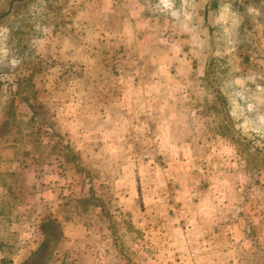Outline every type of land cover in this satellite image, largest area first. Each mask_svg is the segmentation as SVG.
Masks as SVG:
<instances>
[{"label": "rangeland", "instance_id": "obj_1", "mask_svg": "<svg viewBox=\"0 0 264 264\" xmlns=\"http://www.w3.org/2000/svg\"><path fill=\"white\" fill-rule=\"evenodd\" d=\"M104 1L0 0V264H83V249L53 255L62 240L102 252L100 264H146L137 254L150 240L133 205L151 167L165 163L158 152L208 153L218 139L225 146L216 152L239 154L242 171L224 172L225 214L235 209L246 233L225 240L227 255L214 247L203 260L264 264V0H114L115 20L138 9L155 22L144 57L176 56L163 63L172 91L182 87L189 99L176 118L142 105L126 111L109 102L115 96L105 103L106 72L121 74L120 93L137 85L122 78L126 33L105 26ZM152 64L128 65L149 73ZM100 105L114 108L99 113ZM84 227L103 232L101 240L61 237Z\"/></svg>", "mask_w": 264, "mask_h": 264}, {"label": "crops", "instance_id": "obj_2", "mask_svg": "<svg viewBox=\"0 0 264 264\" xmlns=\"http://www.w3.org/2000/svg\"><path fill=\"white\" fill-rule=\"evenodd\" d=\"M104 3L106 6L104 15L105 26L116 23V26H119V29L117 30L116 28V30L118 33H122L121 38L126 33L124 39L121 40L122 44L128 45V47H123L121 54L123 56L120 55L121 58L118 60L121 63L120 66L123 67V69L121 68L122 78L123 80L127 78L129 84L133 82L137 85L133 86V89L127 88V91L124 88L120 93L117 89L119 87L122 90V88L117 85V82L121 80V74L111 75L106 72L104 78L106 81H110L113 87L104 88L105 103H107V96L111 98L115 96L110 99L114 102H109L117 104L115 106L118 108H126V111H135L136 109L142 111L144 109L156 110V107L161 111L174 113L176 118V113L180 111L181 107H188L187 103L189 100L182 87H177V89L172 91V81L170 80L173 74L170 71L165 75L169 74V77L164 78L163 69L166 67L163 63L168 65L170 60L174 61L176 59V56L158 52H150L148 57L143 56L146 52L142 48L144 45L147 46L145 33L156 30L155 22L140 16L138 9L134 14H129L125 9H121L122 16L115 20L118 13L113 10L114 0H105ZM81 26L84 30L89 31L88 25L82 23ZM106 29L111 33L115 32L113 27ZM115 44L119 43H111L112 46ZM89 49L91 50V48ZM142 63H153L152 72L138 73L137 71L133 70L132 72L129 70L128 64L141 66ZM162 78H164V81ZM144 79L145 81H143ZM116 85L118 87H115ZM138 85H140V88ZM163 96L162 101L161 98ZM170 96L176 97L177 100H172ZM131 104L133 106H146L147 109L145 107L129 109ZM109 108L111 110L114 106ZM109 108L107 105L105 107L100 105L95 110L100 113L102 111H110ZM175 118L167 119L166 126L171 128L175 126ZM170 136L172 137L173 135H167L166 138H170ZM218 140L217 146L215 148L211 147V151L209 150L208 153L202 152L203 146L196 148L195 146H188V149L191 150H188L187 153H179L172 150L158 152L165 163H156L154 167H151L148 185L145 184L143 189H138L141 200L137 206L133 205V212L137 214L136 224L140 226L143 240H150L147 245L146 243L144 244L145 247L137 254L139 259H141V256L148 255L146 264H185V260L189 261V264H194L195 262L197 264H206L203 259H209L213 255L214 247H216L217 252L222 257L227 255L229 249L224 243L225 240L234 242L245 240L246 227L241 226V217L237 215L235 207H233V216L231 213L225 214L227 206V201L225 200L229 195L227 185H231V183L226 180L224 172L227 167L234 169L233 173L236 170L242 171L239 154L237 156L236 152H230L229 155L223 151L216 152L217 149H224L225 146V144H222L224 142L220 139ZM202 160L205 162H201ZM202 163L205 164L201 165ZM139 172L140 169L138 170ZM140 181L142 182V179ZM251 213L254 214L255 211ZM252 218L254 216L251 214L249 218L251 225L254 223ZM243 225L245 226V224ZM78 232L85 233V236L89 235L95 244L101 240L104 234L98 231H93L92 233L88 231L87 234L84 227L83 231L80 230L74 233L64 231L61 237L63 236V239L66 238L70 241L71 236L76 238L79 234ZM201 232L204 235H201ZM62 241L63 243L58 247L59 249L53 251V255L61 254L63 256L65 253H69L77 256L83 249L80 253V257H86L83 264H100V260H97L95 256L101 257L102 252L95 249L89 250L84 247H76L72 243L67 246L66 241ZM201 241H203V245H208V247L200 244L202 243ZM212 244L214 245L212 246ZM220 254L217 255L221 256ZM62 256L58 262L63 261ZM75 262L77 261L72 260L69 264ZM78 264H82V262Z\"/></svg>", "mask_w": 264, "mask_h": 264}, {"label": "trees", "instance_id": "obj_3", "mask_svg": "<svg viewBox=\"0 0 264 264\" xmlns=\"http://www.w3.org/2000/svg\"><path fill=\"white\" fill-rule=\"evenodd\" d=\"M260 3H262V4H263L264 2H262V1H261ZM43 227H44V225H43Z\"/></svg>", "mask_w": 264, "mask_h": 264}]
</instances>
